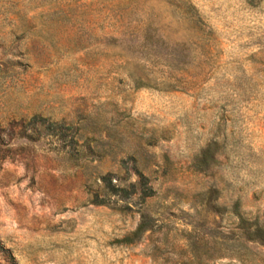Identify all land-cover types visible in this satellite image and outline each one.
<instances>
[{
  "label": "rangeland",
  "instance_id": "rangeland-1",
  "mask_svg": "<svg viewBox=\"0 0 264 264\" xmlns=\"http://www.w3.org/2000/svg\"><path fill=\"white\" fill-rule=\"evenodd\" d=\"M257 228L264 0H0V264H264Z\"/></svg>",
  "mask_w": 264,
  "mask_h": 264
},
{
  "label": "trees",
  "instance_id": "trees-1",
  "mask_svg": "<svg viewBox=\"0 0 264 264\" xmlns=\"http://www.w3.org/2000/svg\"><path fill=\"white\" fill-rule=\"evenodd\" d=\"M210 150L206 149L204 151V158H206L208 155L210 156ZM151 225H150V221L148 220L147 217L143 216L141 218L140 223L138 224L136 230L134 231V233L132 234L133 237H139L141 234H143L145 231H147L148 229H150ZM256 233L258 235V239H261V241L264 243V229L262 228H257L256 229ZM126 241L131 242L132 238H126Z\"/></svg>",
  "mask_w": 264,
  "mask_h": 264
}]
</instances>
